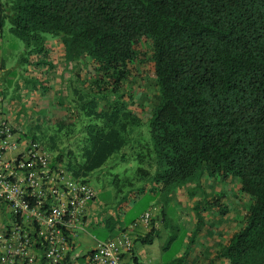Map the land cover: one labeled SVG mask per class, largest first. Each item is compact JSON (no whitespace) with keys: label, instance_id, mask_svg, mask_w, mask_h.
Here are the masks:
<instances>
[{"label":"trees","instance_id":"16d2710c","mask_svg":"<svg viewBox=\"0 0 264 264\" xmlns=\"http://www.w3.org/2000/svg\"><path fill=\"white\" fill-rule=\"evenodd\" d=\"M7 21L26 43L22 65L54 66L46 58L50 34L63 44L66 68L76 70L67 85L73 112L60 118L55 132L74 144L60 149L54 136L25 137L42 139L50 151L59 148L54 161L88 183L113 155L124 162L142 141L134 180L150 190L170 194L195 184L196 192L206 174L237 179L250 204L217 257L264 264V0H0V35ZM147 52L159 101L144 122L127 81L131 65ZM82 62L90 66L86 73L79 71ZM25 80L46 91L39 79ZM225 199L220 192L204 196L197 208L205 202L225 217ZM203 219L199 215V226ZM169 264H185V258Z\"/></svg>","mask_w":264,"mask_h":264},{"label":"rangeland","instance_id":"374dc122","mask_svg":"<svg viewBox=\"0 0 264 264\" xmlns=\"http://www.w3.org/2000/svg\"><path fill=\"white\" fill-rule=\"evenodd\" d=\"M10 28L11 24L7 21L3 33L0 35V59H4L7 64L0 80L5 82V86L7 85L8 88L5 101L7 102L5 110L8 108L9 112L8 117L14 120V117L17 116L16 124L22 128L23 140L28 138L24 136V133L30 135L36 133L39 136L45 134L48 141L54 136L60 149L71 143L74 144L72 137L55 136L60 118L73 112L68 100L67 85L76 74V70L66 68L62 42L60 39L47 34L49 52L46 58L53 63V67L49 65L35 66V64L22 65L20 59L24 55L27 56L25 53L26 43L12 33ZM149 54L150 52L141 53L139 61L131 65L132 76L127 81V89L134 101V108L144 122H147L153 107L159 101L158 88L152 73ZM32 60L36 61L37 57ZM89 67L86 62H82L79 71L86 73ZM25 77L39 79L40 83L43 82L47 86L46 91L40 88L34 89L31 86L32 83L27 84ZM25 85L27 88L23 89ZM61 97L65 98L64 106L58 103ZM144 125L141 130H143L142 134L146 136L148 123ZM39 141L43 143L42 139ZM142 142L140 143L142 144ZM141 144L138 142V148L134 151L127 150L128 160L122 162L119 154L113 155L103 168L90 174V182L98 191L97 206H113L119 211L121 218L119 220L122 226H128L145 209L157 207L158 210H155L156 217L160 221L166 217V223L161 228L158 240L166 245L162 254L164 260L171 258L177 251L183 250L187 241L192 239L190 227H194L193 223L198 220L199 215L205 221L227 220L232 223L234 232L241 227L250 200L240 191V183L237 179H212L206 174L201 181L204 187L202 186L196 192L191 190L195 184L179 187L170 194L158 187L154 191L150 190L151 185L149 183L145 184L144 181L134 180V174H136V168L139 165L137 154L142 150ZM60 149L49 151L56 157ZM133 156L136 159L134 161L132 160ZM114 158L116 159L109 165ZM129 164L133 165L134 169L127 168ZM118 173L116 178L115 175ZM133 180L136 183L134 189L130 184ZM219 192L226 194L225 202L229 205V212L226 217H221L217 207L209 208L205 202L202 203L201 210L196 208L197 203L204 196L212 197ZM163 210L165 215H163ZM5 217L8 218V206L5 207L3 214V218ZM0 220H2L1 216ZM97 234L101 236L98 232ZM80 248L78 247V250Z\"/></svg>","mask_w":264,"mask_h":264},{"label":"built area","instance_id":"2783aa9c","mask_svg":"<svg viewBox=\"0 0 264 264\" xmlns=\"http://www.w3.org/2000/svg\"><path fill=\"white\" fill-rule=\"evenodd\" d=\"M0 103V264H72L71 237L84 231L97 199L96 188L73 172L38 140L19 136ZM153 210L133 224L148 227ZM136 238L123 230L100 239L81 264H126ZM140 264H151L141 262Z\"/></svg>","mask_w":264,"mask_h":264},{"label":"crops","instance_id":"0c3cea01","mask_svg":"<svg viewBox=\"0 0 264 264\" xmlns=\"http://www.w3.org/2000/svg\"><path fill=\"white\" fill-rule=\"evenodd\" d=\"M6 68V61L4 59H0V77ZM10 84L11 83L9 82V85ZM31 86L33 87L32 84ZM26 88L27 85H25L23 89ZM7 90L8 88L7 85L5 86V82L0 80V103H2V108L8 117V108L5 110L7 107L5 106L7 105V102H5ZM15 117L14 120H11L9 117L8 118L17 128L20 138H23L22 128L18 127L16 124L17 116ZM149 209L153 210L150 225L148 227L139 225L137 228H132L133 224L138 221L137 218L147 211L148 208L141 212V214L128 226H122L119 220V211L113 206L109 205L97 206L96 199V201L91 204V212L89 219L87 220L85 230L79 231V233L71 237V248L68 259L72 261V264H81L85 261L87 256L92 253V251H94L98 240L114 238L120 235L123 230H130L136 238V246L134 251L135 256L132 259L126 258V264H140L141 262H150L151 264H169L178 257L185 258V264H209L213 259H215L214 264H231L230 261L225 257H217L218 254L224 250L229 240L235 233L233 231V225L231 222L222 219L206 221L203 219L199 226L197 220L193 223L194 227H190V229H192L191 234L193 240H188L183 250L177 251L171 258L164 260L162 258V254L163 250L166 249V245H163L158 240L159 235L161 234V228H163V224L166 223V220L162 219L160 221L158 217H156L157 215L155 210H158L157 207H152ZM0 216L3 220V214L0 213ZM197 228L198 233L196 232ZM152 229L157 230V232L152 236V238L144 241L143 238L145 237L146 233L150 232ZM97 232L102 237L99 236ZM195 232L196 236L194 235ZM78 247H81L80 250H78Z\"/></svg>","mask_w":264,"mask_h":264}]
</instances>
